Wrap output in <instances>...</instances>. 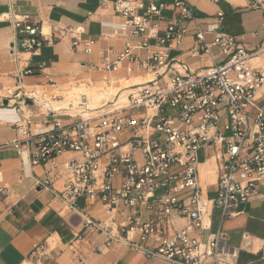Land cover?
<instances>
[{
  "label": "built area",
  "instance_id": "1",
  "mask_svg": "<svg viewBox=\"0 0 264 264\" xmlns=\"http://www.w3.org/2000/svg\"><path fill=\"white\" fill-rule=\"evenodd\" d=\"M249 5L264 10V0H249ZM111 7L122 19L119 36L142 41L137 45L127 41L119 52L104 51L96 69L110 73L127 59L129 74L141 70L154 74V79L129 87L123 99L117 96L111 102L98 91L100 104L93 107L87 95L78 93L77 99H67L63 110L74 113L69 116L73 121L44 122L47 129L34 131L28 122L17 125L19 140L8 146L19 157H27L31 167H41L44 179L34 178V187L48 190L52 183L62 181L60 192L51 190L62 202L83 198L109 211L120 205L130 210L122 229L138 234L140 242L155 239L159 243L155 255L171 264H204L208 259L218 264L224 249L219 236L205 241L191 236L207 229L202 217L209 216V201L201 197L199 187L197 154L210 145L223 147L216 196L210 203L221 210L223 218L234 216L231 209L248 201L264 182V111L255 99L257 90L264 88V45L247 52L222 33L207 43L188 0H172L168 8L173 15L162 37L157 24L163 19L164 5L156 6L151 0H112ZM189 25L196 38L193 53L211 62L198 73L184 63L177 70L167 60L168 49L180 46ZM14 29L17 36H27L19 40L22 48H31L40 36V27L27 16L15 19ZM59 30L61 35L72 34L74 47L80 42L76 36L84 34L81 27ZM152 40L158 51L142 60L133 54L148 49ZM92 45L93 41L85 42L82 53L90 54ZM214 47L223 57L220 63H214ZM17 84L18 89V78ZM20 98L23 106L29 100L42 115L55 113L35 89L22 92ZM66 153L73 156L61 161ZM174 212L187 222L168 235ZM44 256L40 248L31 255L33 259Z\"/></svg>",
  "mask_w": 264,
  "mask_h": 264
},
{
  "label": "crops",
  "instance_id": "2",
  "mask_svg": "<svg viewBox=\"0 0 264 264\" xmlns=\"http://www.w3.org/2000/svg\"><path fill=\"white\" fill-rule=\"evenodd\" d=\"M111 1L0 0V189H4V194L0 195V264H171L155 255L159 248L155 239L140 242L138 234H127L122 229L130 210L120 205L117 210L109 211L99 202L83 198L70 204L62 202L51 193V190L61 191L62 181L52 183L48 190L34 187V178L44 179L41 167H31L27 157H19L8 146L19 140L17 125L28 122L29 129L34 131L47 129L44 122L59 120L65 124L74 120L69 119L73 112L63 111L66 110L67 100L60 95L46 99L55 111L53 115H42L37 106L29 104V100H25L23 106L20 97L27 88H42L50 94L55 90L60 94L66 88L77 90L82 86L83 90L91 91L97 84L109 87L113 81L118 85L122 80L128 83L137 79L145 82L154 79V74L141 70L129 74L127 59L110 73L96 69L101 64L104 51L112 49L119 52L127 41L131 45L142 41L140 37L125 39L119 36L118 26L122 19L113 13ZM188 1L207 43L212 42L216 34L222 33L233 37L247 52L264 45V10L250 7L249 0H219L217 3ZM171 2L151 0L156 6L167 7L162 12L163 19L157 24L159 37L163 36L173 15L168 8ZM23 16L38 24L40 36L35 38L36 44L31 48L19 50V40L27 39V36L16 35L14 21ZM76 27H81L84 34L76 36L80 42L74 47L72 34L61 35L59 29ZM188 28L189 32L180 46L168 49L167 60H172L177 70H180V63H184L190 71L198 73L211 62L201 53H193L196 38L193 26ZM87 41H93L88 55L82 53ZM158 50L152 40L148 49H139L133 54L142 60ZM212 53L214 63L223 60L216 47L212 48ZM111 58L114 60V57ZM255 63L257 61H252V64ZM17 78L20 88L10 96L2 95L6 89L18 87ZM145 82L131 83L107 101H113L123 91L128 94L129 87ZM255 99L256 105L264 111V88L257 90ZM54 103H64L65 106L53 108ZM30 148L33 150L34 146ZM222 153L221 145H210L197 154L199 187L201 197L209 201V216L202 217L207 229L200 234L193 232L191 236L199 235L200 241L212 235L219 236L224 249L218 264H264V182L256 187L255 195L248 201L231 209L234 216L223 218L221 210L210 203L216 196L218 159ZM72 156L66 153L60 160ZM171 217L175 222L168 235L187 222L185 216L175 212ZM145 220L146 217H142V221ZM86 222L92 225H85ZM39 248L45 256L33 259L31 255ZM142 250L148 254L142 253ZM204 264L215 263L208 259Z\"/></svg>",
  "mask_w": 264,
  "mask_h": 264
},
{
  "label": "rangeland",
  "instance_id": "3",
  "mask_svg": "<svg viewBox=\"0 0 264 264\" xmlns=\"http://www.w3.org/2000/svg\"><path fill=\"white\" fill-rule=\"evenodd\" d=\"M258 63H260V61L258 62ZM115 78V77H114ZM117 78V77H116ZM115 78V79H116ZM119 78V77H118ZM117 78V79H118ZM140 80L141 79H137L135 82H140ZM141 81H143V80H141ZM134 82V80H131L130 82H128V83H126L124 80H122V81H120V83L117 85V84H115V82L113 83V85H114V89H110L107 85H104V84H102V85H99V84H97V85H95V88H93L91 91L89 90V89H87L88 91H86V89H84L83 90V87L82 86H80L78 89H80V90H73L72 88H66V89H64L60 94H57V92L55 91V90H53V93L52 94H50L47 90L45 91V90H43L42 88H37L36 90L38 91V93L42 96V97H44L45 99H49L51 96H53V95H60V96H62L63 97V99L64 100H67V99H73V98H78V93H84L85 95L87 94V93H92V94H97V92L98 91H102L103 93H104V95H108V94H111V92H112V90H115V87H117V89L115 90L116 92H117V90H120L121 88H123V87H125V86H127V85H129V84H131V83H135ZM10 90H12V89H6L4 92H2V95H5V96H10L11 94L9 93V91ZM29 91H31V88H27L26 89V92H29ZM116 92H114V93H116ZM113 93V94H114ZM112 94V95H113ZM113 97V96H112ZM65 103V102H64ZM58 107V106H57Z\"/></svg>",
  "mask_w": 264,
  "mask_h": 264
},
{
  "label": "bare ground",
  "instance_id": "4",
  "mask_svg": "<svg viewBox=\"0 0 264 264\" xmlns=\"http://www.w3.org/2000/svg\"><path fill=\"white\" fill-rule=\"evenodd\" d=\"M256 64V63H255ZM149 77V76H148ZM140 78V77H139ZM144 79V78H143ZM148 79V78H147ZM150 80V79H149ZM141 81V80H140ZM144 82H145V80H143ZM148 81V80H147ZM111 82V81H110ZM135 82V81H134ZM113 83H114V81H113ZM113 83L112 84H110L109 83V87H110V89H114L113 87H114V85H113ZM136 83V82H135ZM134 84V83H133ZM140 84V83H139ZM106 85V84H105ZM132 85V84H131ZM118 87V86H117ZM117 87H115V90L117 89ZM17 88H14V89H12V90H8L9 91V93L11 94L13 91H15ZM36 89V88H35ZM115 90H112V92H111V94H108V95H104V93H103V97H101V98H103V99H105V101H107V100H109V99H111L112 98V96H114L117 92H118V90H117V92L115 91ZM86 91H88L87 89H86ZM114 92H116V93H114ZM114 93V94H113ZM119 93V92H118ZM113 94V95H112ZM127 94V92L126 91H123V92H121L120 93V99H123L124 97H125V95ZM88 97H89V103H90V106L91 107H93V106H97V105H99L100 104V96H98L97 94H92V93H87L86 94ZM60 107V106H65V104L64 103H61V104H56V103H54L53 104V108H58V107ZM52 108V107H51ZM209 165V164H208ZM215 168V167H214ZM200 173H201V171H200ZM210 182V181H209Z\"/></svg>",
  "mask_w": 264,
  "mask_h": 264
},
{
  "label": "water",
  "instance_id": "5",
  "mask_svg": "<svg viewBox=\"0 0 264 264\" xmlns=\"http://www.w3.org/2000/svg\"><path fill=\"white\" fill-rule=\"evenodd\" d=\"M21 44H22L21 41H19L18 44H17V47H18L19 50H22V46H21ZM29 104H31V102H29Z\"/></svg>",
  "mask_w": 264,
  "mask_h": 264
}]
</instances>
